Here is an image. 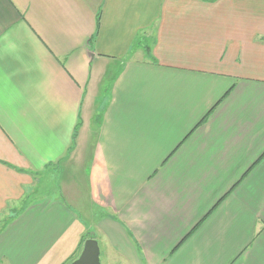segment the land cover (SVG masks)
Returning a JSON list of instances; mask_svg holds the SVG:
<instances>
[{"label": "crops", "instance_id": "0c3cea01", "mask_svg": "<svg viewBox=\"0 0 264 264\" xmlns=\"http://www.w3.org/2000/svg\"><path fill=\"white\" fill-rule=\"evenodd\" d=\"M74 164L87 208L34 198ZM90 238L100 264H264V0H0V264Z\"/></svg>", "mask_w": 264, "mask_h": 264}, {"label": "rangeland", "instance_id": "374dc122", "mask_svg": "<svg viewBox=\"0 0 264 264\" xmlns=\"http://www.w3.org/2000/svg\"><path fill=\"white\" fill-rule=\"evenodd\" d=\"M106 70L108 71L106 77L104 78L101 84L97 85V88H96V91H98V93H96L95 95L96 96L95 102L93 104L91 114H90L94 119L97 117V115H99L100 109L104 107L105 105L108 90L111 86L112 77L115 73L116 67L114 64H111L107 66ZM94 126H95L94 124L93 125L90 124L91 129ZM91 145H92V138L90 139L86 147V150H85L86 154L89 151ZM84 159H86V157H84ZM84 162L86 163L87 160ZM86 167H87L86 164H84L81 167H78L76 164H74L73 166H65V168L60 167V169L57 171L54 170L48 173L47 172L44 173L39 178H37V180L39 179L40 182L38 183L36 191H34L35 192L34 198H39V196L46 194V191L49 193L57 192L59 196H62L64 194L65 197H63V199L66 202L70 203L73 206V208H75V210L77 211L78 209L72 203L70 197H68V194H67V190L69 188H73L75 199L80 201L81 206L83 208H87V203L84 204L87 199L86 198V192H87ZM69 260H72V259L70 258ZM69 260L66 261L64 264H70Z\"/></svg>", "mask_w": 264, "mask_h": 264}, {"label": "water", "instance_id": "95a60500", "mask_svg": "<svg viewBox=\"0 0 264 264\" xmlns=\"http://www.w3.org/2000/svg\"><path fill=\"white\" fill-rule=\"evenodd\" d=\"M70 264H100L99 263V249L96 240L87 239L80 255Z\"/></svg>", "mask_w": 264, "mask_h": 264}, {"label": "trees", "instance_id": "16d2710c", "mask_svg": "<svg viewBox=\"0 0 264 264\" xmlns=\"http://www.w3.org/2000/svg\"><path fill=\"white\" fill-rule=\"evenodd\" d=\"M201 1H203V2H207V3H213V2H215L216 0H201ZM98 26H99V21H98V19H97V20H96V28H95V31H94V33H93V36L91 37L90 42H92V40H93L94 37L96 36L97 31H98ZM145 52H146V54H147V57L150 58L152 62H155L154 60H152V57H151V55H150L149 47H148V46L145 47ZM77 128H78V126H77ZM77 128H75V131H74V134H73V140H74L75 137H76V130H77ZM230 192H231V191H229V192L227 193V195H228ZM227 195H225V197H226ZM225 197L221 198V200H219V202L217 203L216 206H218V204H220V202H221ZM216 206H215V207H216ZM215 207H214V208H215ZM214 208H213V209H214ZM83 240H85V238L82 239V242H83Z\"/></svg>", "mask_w": 264, "mask_h": 264}]
</instances>
